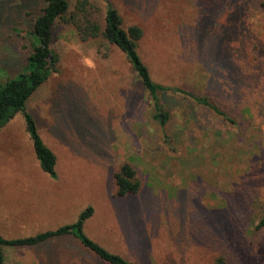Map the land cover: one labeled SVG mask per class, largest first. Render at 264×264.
<instances>
[{
	"label": "rangeland",
	"instance_id": "rangeland-1",
	"mask_svg": "<svg viewBox=\"0 0 264 264\" xmlns=\"http://www.w3.org/2000/svg\"><path fill=\"white\" fill-rule=\"evenodd\" d=\"M79 1L67 0L81 21ZM87 1L101 28L110 3L123 28L141 29L137 51L154 82L208 98L232 122L162 94L169 120L161 128L124 54L56 22L58 71L40 105L26 108L42 141L40 116L54 138L46 143L56 176L40 169L17 113L0 129V236L53 231L90 207L83 233L130 264H264V228H256L264 216V0ZM42 7L0 0V84L27 71L28 33ZM123 163L140 190L120 199L113 174ZM3 251L5 264H106L72 236Z\"/></svg>",
	"mask_w": 264,
	"mask_h": 264
},
{
	"label": "trees",
	"instance_id": "trees-1",
	"mask_svg": "<svg viewBox=\"0 0 264 264\" xmlns=\"http://www.w3.org/2000/svg\"><path fill=\"white\" fill-rule=\"evenodd\" d=\"M42 2L43 7L40 9V13L33 18L31 30L28 33L31 39V49L25 59L27 71L19 74L14 79L0 84V129L11 121L17 113H22L26 132L32 141L39 167L44 173L51 177L56 176V157L40 138L34 118L27 111L26 106L32 95L47 82L51 75L56 74L58 71L59 56L50 46L52 29L56 22L74 25L81 41L101 36L124 54L154 110L153 119L158 122L161 128L165 127L169 120V114L164 111V107L160 102L159 97L162 94L191 98L194 104L207 108L216 116L232 122L208 98L195 96L181 89L166 87L154 82L137 51V43L142 37L141 29L137 26L123 28L120 15L110 3L105 7L103 27L101 28L87 14V8L89 10L94 9L87 0L79 1L76 5L75 11L80 15L81 21L76 19L77 14H69L67 0H42ZM199 49L204 51L201 46ZM207 52L208 56H210L209 51ZM113 180L116 187L115 196L120 199L134 196L140 190L136 171L128 163H123L119 166L118 170L113 174ZM92 214L93 209L87 207L78 215L75 222L61 226L53 231H45L27 238L6 240L0 236V264H4V247H34L49 240L67 236H72L83 249L97 256L106 264H130L126 259L107 251L83 233L84 223ZM256 228H264V216L257 222ZM216 264H225V262L219 258L216 260Z\"/></svg>",
	"mask_w": 264,
	"mask_h": 264
},
{
	"label": "crops",
	"instance_id": "crops-1",
	"mask_svg": "<svg viewBox=\"0 0 264 264\" xmlns=\"http://www.w3.org/2000/svg\"><path fill=\"white\" fill-rule=\"evenodd\" d=\"M96 57H98V56H93L92 58H96ZM83 62H85L86 63V65H85V67L87 68V66H94L93 65V62H92V60L90 59V58H86V59H84V61ZM89 63V65H87ZM42 87V86H41ZM39 88L33 95H32V97L28 100V103H27V106H26V108L28 109V111H31V109L29 110V108H28V106H31L33 109H34V106L36 105H40V98L42 97V88ZM39 93H40V95H39ZM42 113V112H41ZM40 121H42V122H45V119H44V116L42 117V116H40V119H39V121H38V128H39V132H40V134H41V136L43 137V141H45L44 142V144L53 152V149H52V147L51 146H49L47 143H46V139H50V140H52V141H54V138H53V136H51V135H49V134H45V131H46V124H45V126H44V123H42V122H40ZM56 154V153H55ZM54 154V155H55ZM55 157H56V155H55ZM56 164H58V159H57V157H56ZM56 166V165H55ZM59 167V166H58ZM57 169V168H56ZM57 170H59V169H57ZM58 172V171H57ZM44 173V172H43ZM46 174V173H45ZM59 174V173H58ZM4 239V238H3ZM3 255H4V251H3ZM4 264H5V262H4Z\"/></svg>",
	"mask_w": 264,
	"mask_h": 264
}]
</instances>
